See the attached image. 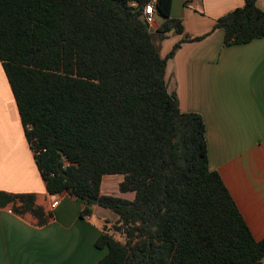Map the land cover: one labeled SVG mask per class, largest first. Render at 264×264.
<instances>
[{
    "label": "trees",
    "instance_id": "obj_1",
    "mask_svg": "<svg viewBox=\"0 0 264 264\" xmlns=\"http://www.w3.org/2000/svg\"><path fill=\"white\" fill-rule=\"evenodd\" d=\"M151 1L0 0V60L47 192L82 201V218L95 206L117 215L96 264H264V240L210 168L204 118L169 90L168 62L203 38L185 34L173 0H157L163 22L151 33ZM257 1L216 20L226 47L264 38ZM170 33L184 37L163 56ZM119 175L133 200L102 194ZM0 208L38 227L54 219L34 194L0 192Z\"/></svg>",
    "mask_w": 264,
    "mask_h": 264
},
{
    "label": "crops",
    "instance_id": "obj_2",
    "mask_svg": "<svg viewBox=\"0 0 264 264\" xmlns=\"http://www.w3.org/2000/svg\"><path fill=\"white\" fill-rule=\"evenodd\" d=\"M257 5L264 11V0ZM243 6L244 0H173L172 17L183 22L185 34L203 39L178 49L168 62L167 80L181 111L204 118L210 168L221 175L255 240L262 241L264 38L226 47L224 31L214 29L216 20ZM156 21L157 28L163 19L157 16ZM183 37L170 33L161 44L162 55ZM109 177L103 180L102 194L116 195L123 178ZM0 192L45 198L54 215L48 225L38 227L31 218L0 208V264H96L107 254L96 248V241L105 223L116 222L117 215L95 206L91 216L82 218L84 203L66 193L51 208L54 198L35 162L1 60Z\"/></svg>",
    "mask_w": 264,
    "mask_h": 264
},
{
    "label": "built area",
    "instance_id": "obj_3",
    "mask_svg": "<svg viewBox=\"0 0 264 264\" xmlns=\"http://www.w3.org/2000/svg\"><path fill=\"white\" fill-rule=\"evenodd\" d=\"M157 0H152L149 4H147L143 10V17L146 24H148L151 27H154L156 29L157 21H156V4ZM60 203V198L54 197V199L51 202V208L55 209Z\"/></svg>",
    "mask_w": 264,
    "mask_h": 264
},
{
    "label": "rangeland",
    "instance_id": "obj_4",
    "mask_svg": "<svg viewBox=\"0 0 264 264\" xmlns=\"http://www.w3.org/2000/svg\"><path fill=\"white\" fill-rule=\"evenodd\" d=\"M109 178H112V179L120 178V179H122L123 177L122 176H113V177H109ZM106 183H107V181L105 182V185H107ZM116 187H117V189H116L117 193L115 192L116 193L115 196L122 197V198H126V199H129V200H133L135 198L134 193L122 194L119 191V188H118L119 186L117 185ZM112 193L113 192H109V195H114ZM38 203L40 205H43V206L48 207L49 201H47L45 198L44 199L39 198L38 199ZM117 238L120 239V240H122V238L120 236H117Z\"/></svg>",
    "mask_w": 264,
    "mask_h": 264
},
{
    "label": "water",
    "instance_id": "obj_5",
    "mask_svg": "<svg viewBox=\"0 0 264 264\" xmlns=\"http://www.w3.org/2000/svg\"><path fill=\"white\" fill-rule=\"evenodd\" d=\"M142 19L145 20L143 16H142ZM146 25H147V27H148V29L150 30L151 33L155 32V28L154 27H151L148 24H146Z\"/></svg>",
    "mask_w": 264,
    "mask_h": 264
}]
</instances>
